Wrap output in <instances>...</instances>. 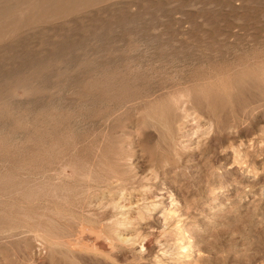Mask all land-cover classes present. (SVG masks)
Wrapping results in <instances>:
<instances>
[{
  "label": "rangeland",
  "instance_id": "374dc122",
  "mask_svg": "<svg viewBox=\"0 0 264 264\" xmlns=\"http://www.w3.org/2000/svg\"><path fill=\"white\" fill-rule=\"evenodd\" d=\"M0 20V264H264V0H0Z\"/></svg>",
  "mask_w": 264,
  "mask_h": 264
},
{
  "label": "bare ground",
  "instance_id": "6f19581e",
  "mask_svg": "<svg viewBox=\"0 0 264 264\" xmlns=\"http://www.w3.org/2000/svg\"><path fill=\"white\" fill-rule=\"evenodd\" d=\"M27 1H28V0H27ZM46 1H47V0H46ZM56 1H57V0H56ZM28 3H29V2H28ZM36 3H37V2H36ZM38 3H39V2H38ZM20 4H21V3H20ZM24 6H25V5H24ZM21 7H23V6H21ZM29 10H30V9H29ZM31 10H32V9H31ZM51 15H52V14H51ZM12 17H13V16H12ZM57 17H58V16H57ZM6 18H7V17H6ZM20 19H21V18H20ZM50 19H51V18H50ZM0 21H1V20H0ZM23 28H24V27H23ZM260 60H261V59H260ZM252 61H253V60H252ZM65 64H66V63H65ZM101 64H102V63H101ZM261 64H262V63H261ZM96 65H97V64H96ZM247 65H248V64H247ZM117 66H118V65H117ZM84 67H85V66H84ZM239 68H240V67H239ZM25 69H26V68H25ZM118 69H119V68H118ZM83 70H84V69H83ZM102 70H104V69H102ZM246 70H247V69H246ZM87 71L89 72L90 70H87ZM105 71H107V70H105ZM113 71H114V70H113ZM113 71H112V72H113ZM238 71H239V70H238ZM99 72H100V71H99ZM83 73H84V72H83ZM106 73H108V72H106ZM95 74H96V73H95ZM104 74H105V73H104ZM104 74H103V75H104ZM111 74H112V73H111ZM113 74H114V73H113ZM81 75H82V74H81ZM83 75H85V74H83ZM103 75H102V76H103ZM116 75H117V74H116ZM96 76H97V75H96ZM102 76H100V77H102ZM104 76H105V75H104ZM108 76H109V75H108ZM108 76H107V78H108ZM1 77H2V76H1ZM111 77H113V76H111ZM111 77H109V79H110ZM217 77H218V76H217ZM71 78H72V77H71ZM85 78H86V77H85ZM81 79H82V78H81ZM100 79H101V78H100ZM71 80H72V79H71ZM104 80H105V79H104ZM104 80H103V82H104ZM213 80H214V79H213ZM81 81H83V80H81ZM100 81H101V80H100ZM107 81H108V80H107ZM84 82H85V81H84ZM105 82H106V81H105ZM105 82H104V83H105ZM110 82H111V81H109L108 83H110ZM187 82H188V81H187ZM89 83H90V82H89ZM112 84H113V83H112ZM248 84H249V83H248ZM106 85H107V84H106ZM108 85H110V84H108ZM177 87H178V86H177ZM180 87H181V86H180ZM90 88H91V87H90ZM90 88H89V89H90ZM141 88H142V87H141ZM99 89H100V88H99ZM165 89H166V88H165ZM167 89H168V88H167ZM172 89H173V88H172ZM172 89H171V90H172ZM225 89H226V88H225ZM110 90H111V89H110ZM143 91H144V90H143ZM146 91H147V90H146ZM162 91H163V90H162ZM166 91H168V90H166ZM201 91H202V89H201ZM141 92H142V91H141ZM147 93H148V92H147ZM168 93H169V92H168ZM201 93H202V92H201ZM157 94H158V93H157ZM132 95H133V94H132ZM139 95H140V94H139ZM151 95H152V94H151ZM151 95H150V97H151ZM155 95H156V92H155ZM196 95H197V94H196ZM201 96H202V95H200V97H201ZM231 96H232V95H231ZM161 97H163V96L161 95ZM190 97H191V96H190ZM181 98H182V96H179L178 99H175V100H174V103H175V107H176V108H179V107H180V104H181ZM194 98H195V97H194ZM207 98H208V96H207ZM237 98H238V97H237ZM130 99H131V98H130ZM134 99H135V98H134ZM147 99H148V98H147ZM141 100H142V99H141ZM191 100H192V99H191ZM193 100H194V99H193ZM89 101H90V100H89ZM137 101H139V100H137ZM28 102H30V101H28ZM191 102H193V101H191ZM197 102H198V100H197ZM197 102H195V104H196ZM19 103H20V102H19ZM37 103H38V102H37ZM37 103H36V105H37ZM132 103H133V102H131V104H132ZM198 103H199V102H198ZM200 103H202V100H200ZM34 104H35V103H34ZM170 104H171V103H170ZM183 104H184V103H183ZM191 104H192V103H191ZM195 104H192V105H195ZM203 104H204V103H203ZM234 104H235V103H234ZM58 106H59V105H58ZM187 106H188V105H187ZM197 106H198V105H196V107H197ZM199 106H200V105H199ZM201 106H203V105H201ZM43 107H44V106H43ZM50 107H51V106H50ZM54 107H55V106H54ZM165 107H166V106H165ZM165 107H164V108H165ZM184 107H185V106H184ZM205 107H206V106L204 105V108H205ZM216 107H217V106H216ZM17 108H18V107H17ZM34 108H35V107H34ZM61 108H62V107H61ZM189 108H190V106H189ZM191 108H192V107H191ZM191 108H190V109H191ZM199 108H200V107H199ZM236 108H237V107H236ZM28 109H30V107H29ZM39 109H40V111H41V108H39ZM42 109H43V108H42ZM136 109H137V108H136ZM136 109H135V110H136ZM181 109H182V108H181ZM196 109H197V108H196ZM16 110H17V109H16ZM56 110H57V108H56ZM192 110H193V109H192ZM37 111H38V110H37ZM184 111H185V110H184ZM190 111H191V110H190ZM242 111H243V110H242ZM31 112H32V111H31ZM67 112H68V111H67ZM134 112H135V111H134ZM169 112L172 113L170 110H169ZM185 112H186V111H185ZM74 113H75V112H74ZM209 113H210V112H209ZM188 114H189V113L186 112V115H185V116H187ZM193 114H194V113H193ZM195 114H196V113H195ZM223 114H225V113H223ZM76 115H77V114H76ZM202 115H203V114H202ZM210 115L212 116V114H210ZM128 116H129V115H128ZM170 116H171V115H170ZM175 116H176V114H175ZM203 116H204V115H203ZM206 117H207V116H206ZM222 117H223V115H222ZM183 118H184V117H183ZM190 118H191V117H190ZM212 118H213V117H212ZM232 118H233V117H232ZM169 119H170V118H169ZM177 119H178V118H177ZM177 119H176V120H177ZM185 120H186V119H185ZM220 120H221V119H220ZM194 121H195V120H194ZM194 121H193V122H194ZM199 121H200V119H199ZM145 122H146V120H145ZM150 122H151V121H150ZM169 122H170V121H169ZM196 122H198V121H196ZM219 122H220V121H219ZM223 122H224V121H223ZM225 122H226V120H225ZM233 122H234V121H233ZM49 123H50V122H49ZM75 123H76V122H75ZM152 124H153V123H152ZM152 124L149 123V125H151V126L153 127L154 124H153V125H152ZM173 124H174V122H173ZM199 124H200V123H199ZM221 124H222V123H221ZM134 125H135V124H134ZM177 125H178V124H177ZM72 126H73V125H72ZM135 126H136V125H135ZM161 126H162V125H161ZM200 126H201V125H200ZM230 126H231V124H230ZM140 127H141V126H140ZM152 127H151V129H152ZM149 128H150V126H149ZM153 128H154V127H153ZM179 128H181V127H179ZM2 129H3V128H2ZM155 129H156V131H157V127H155ZM158 129H159V128H158ZM197 129H198V128H197ZM236 130H237V129H236ZM163 131H164V130H163ZM175 131H176V130H175ZM179 131H180V130H179ZM223 131H224V130H223ZM154 132H155V131H154ZM156 133H158V132H155V134H156ZM159 133H160V131H159ZM159 133H158V134H159ZM162 133H163V132H162ZM164 133H165V132H164ZM164 133H163V136H164ZM182 133H183V132H182ZM146 134H147V133H146ZM165 134H166V133H165ZM186 134H187V133H186ZM199 134H200V133H199ZM222 134H223V133H222ZM65 135H66V134H65ZM125 135H126V134H125ZM127 135H128V134H127ZM159 135H160V134H159ZM159 135H157V136H159ZM16 136H18V135H16ZM72 136H73V134H72ZM148 136H149V135H148ZM160 136H161V135H160ZM160 136H159V138H160ZM193 136H194V135H193ZM193 136H192V137H193ZM14 137H15V136H14ZM154 137H155V136H154ZM147 138H148V137H147ZM200 138H201V137H200ZM163 139H164V138H163ZM178 139H179V137H178ZM10 140H11V139H10ZM10 140H9V141H10ZM14 140H15V139H14ZM160 140H162V139H160ZM230 140H231V139H230ZM148 141H149V140H148ZM170 141H171V140H170ZM189 141H190V140H189ZM13 143H14V142H13ZM162 143H163V142H162ZM215 143H216V142H215ZM166 144H167V143H166ZM168 144H169V143H168ZM163 145H164V144H163ZM160 146H161V145H160ZM171 146H172V145H171ZM167 147H168V146H167ZM168 148H169V147H168ZM170 148H171V147H170ZM170 148H169V151L171 150ZM64 149H65V148H64ZM189 149H190V148H189ZM231 149H232V148H231ZM98 150H99V149H98ZM98 150H97V151H98ZM229 150H230V149H229ZM120 151H121V150H120ZM171 151H172V150H171ZM219 151H220V150H219ZM162 152H163V151H162ZM167 152H168V151H167ZM173 152H174V151H173ZM170 153H171V152H170ZM73 154H74V153H73ZM160 154H161V153H160ZM166 154H168V153H166ZM172 154H174V153H172ZM170 155H171V154H170ZM94 157H95V156H94ZM239 157H240V156H239ZM170 158H171V157H170ZM159 159H160V158H159ZM171 159H172V158H171ZM64 160H65V159H64ZM65 161H66V160H65ZM118 161H119V160H118ZM234 161H235V160H234ZM66 162H67V161H66ZM66 162H65V163H66ZM121 162H122V161H121ZM232 162H233V161H232ZM99 163H100V162H99ZM8 164H9V163H8ZM49 164H50V163H49ZM165 164H166V163H165ZM66 165H67V163H66ZM66 165H65V166H66ZM86 165H87V164H86ZM58 166H59V165H58ZM83 166H84V165H82V167H83ZM82 167H81V168H82ZM63 168H64V167H63ZM129 168H130V167H129ZM3 169H4V168H3ZM5 169H6V168H5ZM5 169H4V170H5ZM65 170H66V169H65ZM88 170H89V169H88ZM0 171H1V170H0ZM79 171H80V170H79ZM79 171H78V172H79ZM90 171H91V170H90ZM90 171H89V172H90ZM110 171H111V170H110ZM106 172H107V171H106ZM106 172H105V173H106ZM113 172H114V171H112L111 174H112ZM109 173H110V172H109ZM109 173H108V174H109ZM125 173H127V172H125ZM79 174H80V173H79ZM89 174H90V173H89ZM108 174H107V175H108ZM114 174H116V173H114ZM59 175H60V174H59ZM90 175H91V174H90ZM124 175H126V174H124ZM27 176H29V175H27ZM61 176H62V175H61ZM80 176H81V175H80ZM96 176H97V175H96ZM110 176H111V175H109V177H110ZM113 176H115V175H113ZM23 177H24V176H23ZM36 177H37V176H36ZM43 177H44V176H43ZM81 177H82V176H81ZM83 177H84V176H83ZM83 177H82V178H83ZM90 177H91V176H90ZM99 177H100V176H99ZM101 177H102V176H101ZM37 178H38V177H37ZM55 178H56V177H55ZM86 178H88V182H89V180L91 179V178H89V177H87V176H86ZM115 178H117V176H116ZM121 178H122V176H121ZM121 178H119L120 181L122 180ZM125 178H126V177H125ZM125 178H123L124 181H125ZM128 178H129V177H128ZM58 179H59V178H58ZM102 179H104V178L102 177ZM106 179H108V176H107ZM110 179H112V176L110 177ZM110 179H108L107 181H110ZM126 179H127V178H126ZM81 180H82V179H81ZM84 180H85V179H84ZM91 180H92V179H91ZM115 180H116V179H115ZM129 180H130V179H129ZM57 181H59V180H57ZM93 181H94V180H93ZM93 181H92V182H93ZM100 181H101V180H100ZM102 181H104V180H102ZM120 181H119V182H120ZM104 182H105V181H104ZM111 182H112V181H111ZM111 182H110V183H111ZM122 182H123V181H121V183H122ZM4 183H5V182H4ZM93 183H94V182H93ZM105 183H108V182H105ZM105 183H103V184H105ZM79 184H80V183H79ZM123 184H124V183H123ZM126 184H127V182H126ZM68 186H69V185H68ZM106 187H107V186H106ZM50 188H51V186H50ZM85 188H86V187H85ZM88 188H89V187H88ZM90 188H91V187H90ZM95 188L97 189V187H95ZM100 188H102V187H100ZM108 188H109V187H108ZM67 189H68V188H67ZM105 189H106V188H105ZM83 190H84V189H83ZM92 190H93V189H92ZM92 190H91V191H92ZM100 190H101V189H100ZM115 190H116V189H115ZM88 191H89V189H88ZM17 192H18V191H17ZM51 192H52V191H51ZM15 193H16V192H15ZM59 193H60V192H59ZM84 193H85V192H84ZM86 193H87V192H86ZM34 194H35V191L33 192V195H34ZM75 194H76V193H75ZM35 195H37V194H35ZM104 195H105V194H104ZM51 196H52V195H51ZM55 196H56V194H55ZM76 196H77V195H76ZM76 196H75V197H76ZM105 196H106V195H105ZM5 197H6V196H5ZM63 197H64V196H63ZM171 197H172V196H171ZM2 198L4 199V197H2ZM9 198H10V197H9ZM55 198H56V197H55ZM64 199H66V197H65ZM9 200H10V199H9ZM38 200H39V198H38ZM12 201H13V200H12ZM40 201H41V199H40ZM60 201H61V200H60ZM4 202H5V201H4ZM36 202H37V201H36ZM77 202H78V201H77ZM175 202H176V201H175ZM16 203H17V202H16ZM33 203H35V202H33ZM33 203H32V204H33ZM43 203H44V202H43ZM43 203H42V204H43ZM173 203H174V202H173ZM30 204H31V203H30ZM175 204H176V203H175ZM177 204H178V202H177ZM24 205H25V204H24ZM27 205H28V204H27ZM58 205H59V204H58ZM65 205L67 206L68 203H66ZM65 205H64V206H65ZM78 205H79V204H78ZM89 205H90V204H89ZM8 206H9V205H8ZM42 206H43V205H42ZM53 206H54V205H53ZM68 207H69V206H68ZM72 207H73V206H72ZM88 207H89V206H88ZM38 208H40V207H38ZM215 208H216L215 211H218V210H221L222 207H221V208H220V207H215ZM7 209H8V208H7ZM40 209H41V208H40ZM40 209H39V210H40ZM223 209H224V208H223ZM70 210L72 211L71 208H70ZM55 211H56V210H55ZM19 212H21V211H19ZM19 212H18V213H19ZM43 212H44V210H43ZM167 212H168V211H167ZM15 213H16V212H15ZM38 213H39V212H38ZM58 213H59V212H58ZM60 213H61V212H60ZM62 213H63V212H62ZM65 213H67V211H66ZM83 213H84V212H83ZM34 214H35V213H34ZM42 214H43V213H42ZM42 214H40V215H42ZM51 214H52V213H51ZM69 214H70V213H69ZM171 214H172V213H171ZM223 214H224V213H223ZM38 215H39V214H38ZM63 215H65V214H63ZM209 215H210V214H209ZM260 215H261V214H260ZM11 216H13V214H12ZM51 216H52V215H51ZM59 216H60V215H59ZM65 216H66V215H65ZM171 216H172V215H171ZM171 216H170V217H171ZM211 216H212V215H211ZM17 217H19V216L17 215ZM218 217H219V216H218ZM25 218H26V217H25ZM42 218H43V215H42ZM54 218H55V217H54ZM61 218H63V217H61ZM72 218H73V217H72ZM3 219H4V218H3ZM14 219H15V217H14ZM65 219H66V218H65ZM4 220H5V219H4ZM7 220H9V219H7ZM35 220H36V219H35ZM63 220H64V219H63ZM204 220H205V219H204ZM210 220H211V219H210ZM10 221H11V220H10ZM211 221H212V220H211ZM6 222H7V221H6ZM21 222H22V221H21ZM45 222H47V221H45ZM109 222H110V221H109ZM205 222H206V221H205ZM205 222H204V223H205ZM12 223H14V222H12ZM25 223H26V222H25ZM66 223H67V222H66ZM16 224H17V223H16ZM20 224H21V223H20ZM20 224H19V225H20ZM27 224H28V221H27ZM49 224H50V222H49ZM114 224H115V223H114ZM6 225H7V224H6ZM24 225H25V224H24ZM1 226L6 227V226H4V225H1ZM1 226H0V227H1ZM10 226H11V225H10ZM26 226L28 227V225H26ZM29 226H30V225H29ZM8 227H9V225H8ZM19 227H21V226H19ZM31 227H32V226H31ZM37 227H39V226H37ZM37 227H36V228H37ZM32 228H33V227H32ZM207 228H208V227H207ZM11 229H13V231H14V228H11ZM16 229H17V228H16ZM9 230H10V229H9ZM17 230H18V229H17ZM17 230H16V231H17ZM10 231H11V230H10ZM16 231H15V232H16ZM18 231H19V230H18ZM20 231H21V230H20ZM28 231H29V230H28ZM33 231H34V230H33ZM39 231H40V230H39ZM2 232H3V231H2ZM31 232H32V231H31ZM49 232H50V231H49ZM22 233H25V231L22 232ZM29 233H30V232H29ZM32 233H33V232H32ZM32 233H31V234H32ZM39 233H41V231H40ZM47 233H48V232H47ZM3 234H5V232H4ZM3 234L0 233V236L2 235V237H3ZM11 234H12V233H11ZM11 234L9 233V236H10ZM15 234H16V233H15ZM26 234H27V233H26ZM36 234H37V237H38L39 235H38L37 232H36ZM36 234L33 233V235H36ZM7 235H8V233H7ZM42 235H43V234H42ZM53 236H54V233H53ZM40 238H41V237H40ZM103 238H104V237H103ZM11 239H12V238H11ZM40 240H41V239H40ZM104 240H105V239H104ZM106 240H107V239H106ZM43 241H44V240H43ZM65 241H67V240H65ZM179 241H180V240H179ZM181 241H182V240H181ZM67 242H68V241H67ZM67 242H66V243H67ZM79 242H80V241H79ZM164 242H165V241H164ZM44 243H49V242L46 241V242H44ZM69 243H70L71 245H73V246H74V244H75V243L72 244V242H68L67 244H69ZM167 243H168V242H167ZM54 244H55V242H54ZM70 244H69V245H70ZM81 244H83V243H81ZM81 244L78 243V246L81 245ZM61 245H62V244H61ZM102 245H103V244H102ZM165 245H166V244H165ZM168 245L170 246L169 243H168ZM174 245H175V244H174ZM45 246H46V245H45ZM50 246H54V245H50ZM78 246H77V247H78ZM81 246H83V245H81ZM81 246H80V247H81ZM169 246H168V249L170 248ZM187 246H188V245H187ZM85 247H86V246H85ZM164 247H165V246H164ZM166 247H167V246H166ZM173 247H174V246H173ZM180 248H181V247H180ZM182 248H183V247H182ZM184 248H185V247H184ZM166 249H167V248H165V250H166ZM172 249H173V248H171L170 250L172 251ZM185 249H186V248H185ZM45 250H46V249H45ZM165 250H164V251H165ZM170 250H168V251H170ZM166 251H167V250H166ZM166 251H165V252H166ZM168 251H167V252H168ZM183 251H184V250H183ZM183 251H182V252H183ZM30 254H31V252H30ZM182 254H183V253H182ZM184 254H185V253H184ZM179 256L181 257V255H179ZM184 256L187 257V258H185L186 260L189 259V258H188L189 255H184ZM31 257H32V256H31ZM193 259H194V258H193ZM23 260H24V259H23ZM25 260H26V259H25ZM2 261H3V260H2ZM27 262H28V261H27ZM194 264H195V263H194Z\"/></svg>",
  "mask_w": 264,
  "mask_h": 264
}]
</instances>
